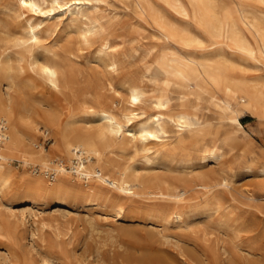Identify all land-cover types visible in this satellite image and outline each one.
Instances as JSON below:
<instances>
[{
  "label": "rangeland",
  "instance_id": "rangeland-1",
  "mask_svg": "<svg viewBox=\"0 0 264 264\" xmlns=\"http://www.w3.org/2000/svg\"><path fill=\"white\" fill-rule=\"evenodd\" d=\"M147 1L166 21L187 27L200 35L202 46L167 42L157 30L156 12L150 8L146 13H140L134 8L133 0L99 1L105 31L102 33L104 35L94 38L90 45H81L75 33L67 34L64 23L58 28L50 25V30L42 35V44L48 47L56 42L61 58L71 71L66 87L60 92H52L48 88L44 92L46 102L61 120L64 121L70 113L79 116L82 109L87 107L109 109L116 113L131 107L127 104V93L122 86L125 81L140 86L148 96L156 95L164 85L160 79L154 83L146 70L163 53L197 57L205 51L202 49L205 45L208 46L206 49H219L235 57L239 63L235 75L239 78L264 80V57L257 54L258 62L241 60L238 57L241 54L229 42L211 38L193 17L184 18L162 0ZM217 1L234 10L244 34L251 46L256 48L258 41L252 30L246 27L245 20L252 19L250 11L264 12V1ZM92 2L98 3L97 0ZM45 5L42 4L43 7ZM31 12L20 9L17 0H0V44L8 46L9 52L14 51L13 37L21 31L20 19ZM7 29H11L9 32L13 34L4 31ZM105 42L111 46L118 60L116 72L108 73L96 60L97 49ZM63 49L68 51L64 52ZM157 54L159 57H156ZM168 94L172 98L171 113L194 110L192 98L188 103H180L176 92ZM219 95L222 96L221 93ZM198 106V115L204 121L206 135L188 139L186 142L189 145L186 142L183 145L169 143L167 148L176 146V151L163 152L166 161L174 158L177 162L187 154L191 158V166H182L179 162L175 165H149L138 142L123 141L122 149L114 148L106 152L108 161H115L120 167L135 165L147 178L162 177L172 186L181 185L184 175L188 173L187 191L181 199L177 201L165 195L162 198L145 189L138 196H121L108 184L99 187L91 182L89 187L94 189L93 192L86 187V178L76 179V175L71 174V179L63 180L70 193L63 204H58L50 193L33 192L20 178L16 179L0 194V217L10 223L6 227L0 223V264H264V108L240 116L242 130L235 132L237 142L228 145L223 140L227 130L229 132L231 129L216 119L214 106L206 100ZM142 110L145 113L153 112L149 103ZM219 125H224L221 128L223 131L217 130ZM210 126L217 132L211 131ZM46 133L52 138L54 131ZM35 141L44 145V139L38 133ZM52 141L45 147L49 148ZM213 146L218 147L222 155L216 159H202L200 150ZM63 162L65 165L66 161ZM10 163L15 175L23 172L31 178L39 177L47 184L52 181L41 173L39 165L23 166L15 159ZM36 167L39 168L36 172L38 176L33 171ZM157 172L159 174L156 175ZM196 173H203L201 180ZM55 178L61 179L59 174ZM210 182V186L206 185ZM162 189L166 192L171 190L166 185H162ZM95 190H100L102 194ZM107 191L111 192L108 199L103 197ZM27 206L37 214V218L27 216L25 221H21L19 215L11 218L12 210L19 214L18 209ZM173 211H180L182 220L179 223L171 220L165 222L162 215Z\"/></svg>",
  "mask_w": 264,
  "mask_h": 264
},
{
  "label": "bare ground",
  "instance_id": "bare-ground-1",
  "mask_svg": "<svg viewBox=\"0 0 264 264\" xmlns=\"http://www.w3.org/2000/svg\"><path fill=\"white\" fill-rule=\"evenodd\" d=\"M92 1L17 0L20 9L33 12L20 19L21 31L18 36L13 37V44L11 43L14 48L13 52L8 51V46L0 44V137L2 138L0 140V194L20 178L33 192L50 193L55 196L58 204H63L66 195L70 193L69 189L63 185V180L71 179V174H74L76 179L86 178V187L90 190L92 188L89 187V183L95 182L99 187L108 184L121 196H138L140 191L145 189L149 193L161 195L162 198L165 195L178 201L187 191V180L190 176L188 173L184 175L181 185L172 186L171 182L167 183L165 178L161 179L162 177L149 176L147 178L135 165L120 167L114 163L115 161H108L106 152L114 148L122 149L123 141L138 142L149 165L156 163L175 165L179 162L182 166H191V158L186 156L187 154L177 162L174 158L166 161L163 152L169 153L176 149V146L167 148L169 143L183 145L188 139L200 138L205 134L204 121L198 115L199 103L206 100L214 106L216 119L219 122H224L231 129L229 132L227 130L228 133L226 132L227 135L223 142L228 145L236 143L238 137L235 132L242 130L240 116L244 113H256L264 108V80L251 81L239 78L235 75L239 64L235 57H231L219 49H206L208 46L205 45L202 48L205 51L197 57L189 54L163 53L154 62V65L146 70L147 75L154 83L160 79L164 85V88L159 89L156 95L148 96L140 86L125 81L122 86L127 93V104L129 103L131 107L120 109L119 113L109 109L95 110L94 107H87L82 109L79 116L70 113L63 121L46 102L44 92L45 88L52 92H60L64 86L66 87L65 84L71 71L60 56L57 43L53 42L51 46L47 47L42 44L41 38L50 30V25L58 28L64 23L67 34L75 33L81 45H90L94 38L105 31L103 24L105 20H102L100 0H97L98 3ZM162 1L184 18L193 17L211 38L229 42L241 54L238 55L241 60L251 59L258 62L260 60L257 54L264 57L263 11H250L252 19L245 20L246 27L252 30L258 41L257 47L254 48L235 17L234 10L229 5H221L217 0ZM42 4H46L45 7ZM133 5L140 13H146L150 8L154 13L156 12L157 30L167 42L179 41L188 46L193 44L202 46L203 39L200 35L187 27H179L166 21L164 16L157 12L147 0H133ZM116 17L118 16L114 18ZM10 30L4 31L13 34L12 31L9 32ZM113 30L115 32V29ZM77 40L76 43H78ZM63 50L64 52L68 51L67 49ZM183 53L185 52L183 51ZM96 60L108 73L118 70V60L108 42L103 43L97 49ZM38 87L41 89L38 90ZM168 92H176L180 103H188L187 101L193 99L194 110L192 112L185 110H176L175 112L173 110L175 113H171L172 98ZM147 103L153 108L152 113H145L142 110ZM212 121L214 122V120ZM219 127L217 130L223 131L220 125ZM50 130H53L54 133L49 148L44 147L41 142L35 141L37 133L43 135ZM217 130H214V127L211 128V131L217 132ZM194 144L196 143L192 145ZM187 145L189 144L187 143ZM203 145L205 146V144ZM200 152V157L205 160L216 159L222 155L216 146L204 147ZM13 159L20 161L23 166L39 165L41 173L43 170L51 169L54 174H59L61 179H56V175H54L52 181L54 180L55 183L50 181L47 184L39 177L31 178L23 172L15 175L10 166V161ZM63 160L66 161L65 165ZM34 169L33 171H35ZM38 175L37 173L36 176ZM196 175L200 176L201 180L203 173H196ZM162 185L170 187V192L164 191ZM206 185L210 186L211 182ZM91 191L94 192V189ZM95 192L101 193L100 190H95ZM110 196V191L103 193V197L106 199ZM211 199H213L212 196ZM26 208L28 209L27 213ZM29 209L31 208L28 206L18 209L19 214H15L12 210L11 218L18 215L21 217L19 218L21 221H25L27 216L37 218V214ZM182 216L180 211H173L164 213L162 218L165 222L171 220L179 223ZM2 218L0 217L2 226L10 225L9 220L3 221ZM139 258L138 260L141 259Z\"/></svg>",
  "mask_w": 264,
  "mask_h": 264
},
{
  "label": "built area",
  "instance_id": "built-area-1",
  "mask_svg": "<svg viewBox=\"0 0 264 264\" xmlns=\"http://www.w3.org/2000/svg\"><path fill=\"white\" fill-rule=\"evenodd\" d=\"M41 136H42V139H44V147H45L46 145H48V144L50 143L51 138H50V136H48L47 133H45V134H43V135H41ZM0 140H2L1 137H0ZM34 170H35V171H38L39 168L36 167ZM42 173H43V175H44L46 178H48V179H50V180H52L53 177H54V172H53L51 169L43 170Z\"/></svg>",
  "mask_w": 264,
  "mask_h": 264
},
{
  "label": "snow or ice",
  "instance_id": "snow-or-ice-1",
  "mask_svg": "<svg viewBox=\"0 0 264 264\" xmlns=\"http://www.w3.org/2000/svg\"><path fill=\"white\" fill-rule=\"evenodd\" d=\"M45 71H48L47 69H45Z\"/></svg>",
  "mask_w": 264,
  "mask_h": 264
}]
</instances>
